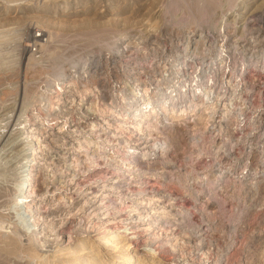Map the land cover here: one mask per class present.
I'll return each mask as SVG.
<instances>
[{
	"label": "rangeland",
	"instance_id": "rangeland-1",
	"mask_svg": "<svg viewBox=\"0 0 264 264\" xmlns=\"http://www.w3.org/2000/svg\"><path fill=\"white\" fill-rule=\"evenodd\" d=\"M222 47L236 68L252 72L259 99L247 130L264 131V0H0V264H70L72 253L60 248L73 251L81 233L90 240L103 223L98 215L109 213L94 195L118 170L108 124L122 121L139 89L157 90L175 65L214 62ZM184 129L174 139L183 142ZM204 169L210 180L193 171L192 181L178 183L181 212L164 230L150 233L147 219L134 217V244L148 246L157 233L159 246L172 225L182 264H264L261 154L246 167L228 165L220 180V168ZM24 171L31 197L16 211ZM124 195H111L113 227L126 216ZM82 226L93 230L78 235ZM35 228L40 239L32 240ZM167 249L162 257L178 264Z\"/></svg>",
	"mask_w": 264,
	"mask_h": 264
},
{
	"label": "built area",
	"instance_id": "built-area-1",
	"mask_svg": "<svg viewBox=\"0 0 264 264\" xmlns=\"http://www.w3.org/2000/svg\"><path fill=\"white\" fill-rule=\"evenodd\" d=\"M214 60L205 66L175 65L170 78H164L160 88L139 89L132 101H128L129 111L123 112L122 121L113 123L115 126L108 124L111 139L106 140L111 147V166L118 168L111 178V195L124 190L123 204L134 207L135 215L145 216L155 230H164L180 214L178 183L189 178L192 181L193 171L208 181L210 176L204 168L218 167L220 180L230 164L246 167L255 153H260L264 160V131L254 127L251 132L247 130L251 126L248 121L256 119L253 107L259 99L252 72L236 68L224 48ZM67 87L70 85L62 89ZM151 101L155 102L158 113L142 124L141 129L134 126L132 123L138 124L134 107L141 104L145 111ZM172 107L183 112L169 117L163 109ZM248 111L253 114L251 119ZM202 121L208 127L205 130L198 127ZM182 123L183 142L174 139L179 133L177 126ZM97 131V124L92 123L89 132ZM262 135L263 139L255 144L254 140ZM124 150L129 153L124 154ZM132 186L137 189H130ZM23 188H26L24 184ZM139 200L143 203L139 204ZM168 228L167 232L176 237L175 228L172 225Z\"/></svg>",
	"mask_w": 264,
	"mask_h": 264
},
{
	"label": "bare ground",
	"instance_id": "bare-ground-1",
	"mask_svg": "<svg viewBox=\"0 0 264 264\" xmlns=\"http://www.w3.org/2000/svg\"><path fill=\"white\" fill-rule=\"evenodd\" d=\"M154 103H155L154 101H151V102L147 103L146 104V108H144V109H146L145 111L140 108L141 104L139 106H137V107H134V109H133V113L135 114L134 119H135V121L138 120V124L132 123L134 126H137L138 128H140L142 126V124H144L150 117H152V116H154L155 114L158 113V109H156L157 107L154 108V105H155ZM158 104H160V103H158ZM147 106H151V107L153 106V108L150 109V107L148 108ZM139 109L143 110L141 115L137 114ZM163 111L166 112V114L169 117H175L176 115L181 114L183 112V109H177L175 107H172V108H164ZM31 139H32V144L34 143V145H30L29 148L32 149V151L33 150H37L38 149L37 148V142H36L37 138L35 139L33 137V135H32ZM128 151L129 150H124V154H128L129 153ZM30 171H31V169H29V172ZM29 176H30V174L29 175H25V171L23 172L22 177H21V183H20V185L18 187V190H16L17 191L16 195H15L16 196V198H15L16 199V208H17L16 211L19 209V206H21L22 204H27L26 202L29 201V199L31 197V192H28V190H29L28 187L29 186H28V180L27 179H28ZM107 179H111V178H109V176H106V179L104 181H106ZM23 184H24V186H26V188H23ZM98 188H99V192L100 193H97V194H94V195L95 196L97 195L98 199H100V200L103 199L104 203L107 206L105 205L106 208L104 207L103 209L99 208L98 207V202L99 201H97V203H96L97 204L96 211L94 213V220L96 218L97 212L102 209L101 212H109L111 214V223H109L106 220L108 217L110 218V216L108 215L109 213H106V215H103V216L107 217V218H104L102 215L99 214L101 212H99L98 216H99L100 220L103 221V223H101V225L99 227H95L94 228V231H93L94 232V235H93L94 237L92 236V238L90 239L91 241L88 239L89 237H87L88 240L84 239L85 238L84 234L81 233V235L78 236V242L76 243V247L73 249V251L70 252V248L68 247V244L64 245V247H62V249L60 248L61 251L72 253L69 257L67 256L69 261H70V264H142L141 258H143V257H146L148 259V262L146 264H158L157 262H159V261H161V263H164V264H170V263L174 264L173 262H171L173 260L168 261L164 257H162L161 250L163 248H164V250L166 248H168L166 251L169 250V252H171L172 255L174 254V257H175L174 261L176 260L175 262H177L178 264H182L181 263V260H182L185 263L184 256L180 255L181 254L180 253V251H181L180 249L182 248L180 240L177 237H172V234L170 232L169 233L167 232L164 236H162V239H160V240H162L161 241V245H159V246H157L158 243L156 242L157 238L159 237V234L156 233L157 237H156V239L154 241H151V242L147 241L150 245H148V246L145 245L144 246V244H142V246L136 247V245L134 244V242H135L134 239H137L138 237L136 236V233H135L136 231H132V229H134V224L132 225V220L134 219V217H136L135 208L134 207H129V206H127L125 204L124 205V208H125L124 209V213H125L126 216L121 219V221L118 223L119 224L118 226L113 227V226H115L117 224V222H113L112 221L113 217H115L113 215L116 214V213H114V210L112 208L113 204H111V201H112V198H111V184L107 183L103 187V183H102V184H100V186ZM123 200H124V198H123ZM95 202H96V200H95ZM101 202H102V200H101ZM138 203L141 204V203H143V201L139 200ZM101 204H99V205H101ZM97 207L99 208L98 211H97ZM26 210H28V209H26ZM155 210L156 209H153V211H155ZM111 211H113V212L111 213ZM100 216L103 217L104 219H102ZM140 216L145 218V216L139 215V217ZM20 218H22V217L20 216L19 219ZM142 221H144V220H142ZM96 222H97V220H96ZM133 223H135V221H133ZM93 225H94V223H93ZM96 225H97V223H96ZM144 225H148L147 231L153 229V226H154L153 223H150V224L147 223V224H144ZM36 227H37V224H36ZM86 227H88V226H82V229L80 228L77 231V234L78 235L80 234V230H81V232H85L86 230H90V229L93 230L92 226L90 228L88 227L87 229H85ZM27 231H29V230L27 229ZM36 231L34 232L33 238L35 236L38 237V235H39L38 238L40 239V231H39V229L37 228ZM152 232H155V229H153V231H151L150 233H152ZM90 233H92V231ZM152 235H154V234H152ZM32 240H35V238L32 239ZM147 242L145 244H147ZM134 250H136V251H134ZM207 254L208 253L203 251V256L204 257H207ZM105 257L107 258L109 263L107 262V260L103 259ZM150 258H152V259H150ZM203 264H206L205 258L203 260Z\"/></svg>",
	"mask_w": 264,
	"mask_h": 264
}]
</instances>
